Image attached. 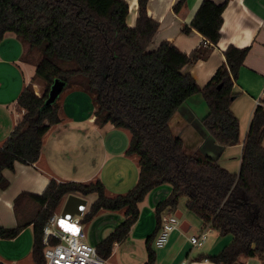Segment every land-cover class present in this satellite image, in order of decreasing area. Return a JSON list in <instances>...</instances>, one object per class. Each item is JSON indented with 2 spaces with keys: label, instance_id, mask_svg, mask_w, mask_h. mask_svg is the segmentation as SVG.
<instances>
[{
  "label": "trees",
  "instance_id": "1",
  "mask_svg": "<svg viewBox=\"0 0 264 264\" xmlns=\"http://www.w3.org/2000/svg\"><path fill=\"white\" fill-rule=\"evenodd\" d=\"M187 1L179 0L174 12L180 13ZM149 2L138 0V18L131 27L125 0H0V43L6 34H15L24 47L22 62L30 56L36 68L33 79L45 85L40 96L26 86L17 101L16 110L23 115L0 147V189L10 185L4 171L14 170L16 163L38 162L45 135L61 123L60 97L74 90L91 95L98 126L112 125L131 134L127 155L137 157L141 168L137 185L115 197L107 195L101 181H51L41 196L21 194L14 204L18 226L0 228V239H16L33 226L34 262L46 264L44 230L62 201L70 195H97L83 223L102 211L125 213V221L97 247L108 260L114 246L129 238L146 196L170 185V197L156 209L158 228L146 241L145 264L157 263L153 245L160 215L166 209L176 211L181 197H186L188 211L201 219L205 231L233 236L229 246L210 257L213 263L236 264L241 258L258 257L264 264V97L243 142L239 173L220 164L226 148L240 144V120L232 105L238 98L234 86L250 48L230 46L224 52L225 63L201 88L185 68L205 59L207 50L220 42L228 1L204 0L190 26L183 28L184 34L196 31L209 44L189 55L169 42L150 49L160 24L149 16ZM56 81L66 86L48 105ZM196 95L203 96L208 113L201 119L202 145L187 152L170 124Z\"/></svg>",
  "mask_w": 264,
  "mask_h": 264
},
{
  "label": "crops",
  "instance_id": "2",
  "mask_svg": "<svg viewBox=\"0 0 264 264\" xmlns=\"http://www.w3.org/2000/svg\"><path fill=\"white\" fill-rule=\"evenodd\" d=\"M125 1L130 5L129 25L134 27L138 18V0ZM178 1L150 0L147 6L148 14L160 24L151 50H157L161 44L169 42L189 55L206 42L196 31L190 34L182 32L185 26H190L204 0H188L185 8L176 14L173 7ZM211 1L216 4L228 1L223 14L222 38L217 46L208 47L205 59L196 65L187 66L185 72L190 73L203 88L225 63L224 52L230 46L238 49L250 48L234 86L238 98L232 105V110L239 120L248 115L249 128L258 103L264 97V0ZM23 54L24 47L17 36L12 33L6 34L0 43V147L7 142L21 119L16 110L17 101L36 71L22 62ZM59 103L61 123L52 127L45 135L38 162L34 165L16 163L14 170L4 171V177L10 185L6 190L0 189V228L13 229L18 226L14 210L18 196L23 193L41 196L51 181L59 184H91L101 181L109 197L124 195L138 183L141 170L139 159L127 155L131 134L112 125L98 126L95 123L96 107L88 93L78 90L64 93ZM207 113L208 108L203 96L196 95L186 102L172 119L170 124L172 131L183 139L185 147L188 145L190 149H197L202 145V136L198 135V131L201 128V119ZM245 138L240 137V144L226 148L221 157L222 159L230 150L237 148L240 158L239 170ZM234 159L238 158L228 161ZM226 163V166L221 165L231 173H239V170L232 172L227 166L231 162ZM172 190L170 185H162L146 196L139 206L140 216L129 238L114 246L111 257L106 260L107 264L147 262V255H133V246L144 243L146 247V241L158 228L156 209L161 202L170 197ZM74 196L87 203L83 216H76L75 219L81 220V230L86 234L88 243L97 248L125 221V213L102 211L92 221L83 223V218L96 202L97 195ZM68 197L64 199V203L62 201L60 213H55L60 219ZM91 197H94L92 204ZM183 224L188 226L189 232L191 226L188 223ZM206 231L220 235L216 230ZM33 246V226L24 229L16 239H0V264H35ZM202 247L197 250H201ZM217 255H211L210 252L194 257L186 255V259L182 258L180 264L184 261H188L189 264H215L210 257ZM160 261L161 259L157 257L156 264H160ZM236 264L262 262L258 257L241 258Z\"/></svg>",
  "mask_w": 264,
  "mask_h": 264
},
{
  "label": "built area",
  "instance_id": "3",
  "mask_svg": "<svg viewBox=\"0 0 264 264\" xmlns=\"http://www.w3.org/2000/svg\"><path fill=\"white\" fill-rule=\"evenodd\" d=\"M204 45L207 47L209 44L205 42ZM260 104L259 102L258 106ZM75 218L72 223L80 228L75 234L61 232L58 229L61 219L57 214L48 221L43 239L46 264H107L106 260L99 255L97 248L88 243L86 234L81 230V220ZM160 225V231L154 241L157 249L167 247L175 232H183L181 219L175 210L163 211L160 215ZM206 238L207 233L203 232L198 237H192L190 243L193 247L200 249ZM182 264L189 263L184 261Z\"/></svg>",
  "mask_w": 264,
  "mask_h": 264
},
{
  "label": "rangeland",
  "instance_id": "4",
  "mask_svg": "<svg viewBox=\"0 0 264 264\" xmlns=\"http://www.w3.org/2000/svg\"><path fill=\"white\" fill-rule=\"evenodd\" d=\"M24 64L35 68L33 63L30 61V56L27 62L24 61ZM33 77L28 81L27 86L30 85L35 91V93L40 96L45 89V85L38 80H34ZM65 93H69V92H65ZM240 120H241L240 122L241 138L244 139L248 128V122H249L248 115H245L242 119L240 118ZM201 130L202 128L199 129L198 135L201 134L200 133ZM201 135L203 136V134ZM186 150L187 152L190 150L188 145L186 146ZM233 158H238V159L228 161L229 159H233ZM239 159H240L239 150L237 148L232 149L227 154H225L224 157L221 159L222 162L221 164H224V166H226L227 164L226 162H231L230 165L227 166H229L232 172H236L237 170H239ZM93 198L91 197L90 204L94 202ZM186 205H187L186 197H181L179 199L178 207L175 213L177 212L181 213L182 225L183 223H188L191 226V229L189 230V232H187L188 226H185L184 230L187 233L175 232L170 239L169 245L165 249H157L153 247V250L156 252L157 257L161 259L160 264H180L182 258H184V260L186 259V255H192V257H194L209 252L211 255H217L223 248L231 244L233 240L232 235L220 236L217 233H212V232L209 233L205 231L201 219L195 213L189 212ZM59 211L60 209L57 211V213ZM203 232L208 233V236L206 238V243L204 244L201 250H197V248L193 247L192 244H190L189 239L191 237H198ZM133 249H134L133 251L131 250L133 255H147V251L144 243H139L133 246Z\"/></svg>",
  "mask_w": 264,
  "mask_h": 264
},
{
  "label": "water",
  "instance_id": "5",
  "mask_svg": "<svg viewBox=\"0 0 264 264\" xmlns=\"http://www.w3.org/2000/svg\"><path fill=\"white\" fill-rule=\"evenodd\" d=\"M66 84L62 81H56L55 84L52 86L50 94H49V99L47 101L48 105L54 104L59 96L63 93L65 89ZM86 201L83 199H80L74 195H70L63 208V213L61 215V220L58 224V229L61 232H66V233H77L80 228L76 225H73L72 221L74 218L77 217H82L84 214V210L86 208ZM177 216L181 219L182 214L177 213ZM186 224L182 225V231L185 232V227Z\"/></svg>",
  "mask_w": 264,
  "mask_h": 264
}]
</instances>
